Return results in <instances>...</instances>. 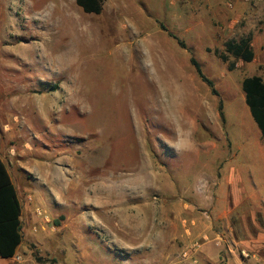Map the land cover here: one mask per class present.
Masks as SVG:
<instances>
[{"label": "rangeland", "instance_id": "rangeland-1", "mask_svg": "<svg viewBox=\"0 0 264 264\" xmlns=\"http://www.w3.org/2000/svg\"><path fill=\"white\" fill-rule=\"evenodd\" d=\"M103 2L95 15L0 0V122L31 264H194L182 254L203 210L223 233L220 264H264V139L242 88L264 79V0ZM243 30L255 59L231 70L215 50ZM238 192L250 199L224 226Z\"/></svg>", "mask_w": 264, "mask_h": 264}, {"label": "trees", "instance_id": "trees-1", "mask_svg": "<svg viewBox=\"0 0 264 264\" xmlns=\"http://www.w3.org/2000/svg\"><path fill=\"white\" fill-rule=\"evenodd\" d=\"M76 4L86 14L100 15L104 9L103 0H75ZM163 30L166 31L164 27ZM178 45L186 49V44L173 34H170ZM252 36H245L239 40H229L224 44L222 51L215 50L216 56L225 63L242 61L251 63L255 59V51L252 45ZM192 65L199 77L211 89L215 96H219L214 83L203 74L200 64L195 58L191 59ZM230 69L234 68V63H230ZM245 94V102L258 125L264 139V79L260 76L246 77L242 82ZM58 86L50 88L51 92L58 90ZM220 116L224 119L223 103L220 100ZM22 204L18 192L12 183L6 165L0 158V258L10 259L16 254L17 248L23 241L22 225Z\"/></svg>", "mask_w": 264, "mask_h": 264}, {"label": "crops", "instance_id": "crops-1", "mask_svg": "<svg viewBox=\"0 0 264 264\" xmlns=\"http://www.w3.org/2000/svg\"><path fill=\"white\" fill-rule=\"evenodd\" d=\"M75 3H76V1H75ZM249 27H250V25H248V28ZM247 30H249V29H247ZM247 32L248 31H246V30L240 31L241 37L239 39H241L242 37L251 35V34L246 35ZM167 33L169 34V36H170V34H172V32H169L168 29H167ZM244 33H245V35H242ZM239 39H235V40H239ZM252 45L254 48L255 43L253 42ZM216 50H219V49H216ZM7 56H8V54H5V57H7ZM6 81H7V83L8 82L14 83L11 80H9V81L6 80ZM14 87L19 88V89L23 87L24 90H26V88H27L26 85H24V86L16 85ZM10 128H11L10 125H5L2 121L0 122V158L4 162V164L6 165L7 170L10 174V177H11L12 183L14 184V186L18 192V196L20 197L19 188L17 186V181L20 180L19 182L22 183V177H20L21 173L18 174V171H21V168H18V166L15 165L11 160L12 157L10 156V154L13 155V151L10 149V146H11V140L14 137V135L9 130ZM229 180L231 181V183H233V178L229 177ZM205 199L207 200V201H205V206L210 209V204L212 203V200H214V199H212L211 197H205ZM231 199L233 200V202H231V203H233L234 206L230 207V210L223 217H219V218H221L220 220H224L223 221L224 226L226 224L225 223L226 216L228 214H231L238 207L245 205V203L247 202L248 199H250V197H241V193L238 192L237 194L235 193V197H231ZM20 202H21V200H20ZM22 209H23V207H22ZM196 215H197V219H196L197 225L192 228V232L194 233L195 230L198 231L197 238L199 240L205 234L209 235L212 238L211 242L203 245L200 253L198 254V258L200 259L201 264H220V262L223 261V259H221V256H222L221 249L222 248L218 247L216 245L215 240L221 238V235L223 233L221 231H217V229H216L218 219L214 216L215 214L213 213V211H210V210H203L202 212H197ZM20 221H21V225L23 226V212H22V216L20 218ZM22 231H23V228H22ZM185 232H186L185 234L189 233L188 230H185ZM22 234H23V232H22ZM187 237H188V235H184V238H187ZM223 245H225V242L223 243ZM228 245H231V247L233 246L231 243ZM31 263H32V261L30 258V253H29L28 247L25 245L24 236H23V241L20 244V246L17 248L16 254L13 258H10V259L0 258V264H31ZM230 263H231V261H229V264Z\"/></svg>", "mask_w": 264, "mask_h": 264}, {"label": "built area", "instance_id": "built-area-1", "mask_svg": "<svg viewBox=\"0 0 264 264\" xmlns=\"http://www.w3.org/2000/svg\"><path fill=\"white\" fill-rule=\"evenodd\" d=\"M38 214L41 215V212H38ZM46 219H47V217H46ZM211 241H212V238L209 235H207V234L203 235L200 240L197 239V240L191 242L189 247H187L183 251L182 257L184 259H191V260H193L194 264H197L198 263V254L200 253L203 245L206 243H209ZM215 242H216V245L218 247H222V244L224 241L222 238H219V239H216ZM229 247L231 248V245H229ZM230 251H232V250H230ZM242 254L245 257H248V254L246 253V251H242Z\"/></svg>", "mask_w": 264, "mask_h": 264}]
</instances>
